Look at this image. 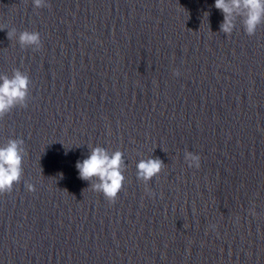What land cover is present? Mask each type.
I'll list each match as a JSON object with an SVG mask.
<instances>
[{"label": "water", "instance_id": "95a60500", "mask_svg": "<svg viewBox=\"0 0 264 264\" xmlns=\"http://www.w3.org/2000/svg\"><path fill=\"white\" fill-rule=\"evenodd\" d=\"M46 3L0 0V75L31 81L0 119V146L27 153L0 194V264H264V24L227 36L215 0ZM95 146L124 153L112 204L75 167ZM149 157L154 197L137 179Z\"/></svg>", "mask_w": 264, "mask_h": 264}, {"label": "clouds", "instance_id": "9594fccd", "mask_svg": "<svg viewBox=\"0 0 264 264\" xmlns=\"http://www.w3.org/2000/svg\"><path fill=\"white\" fill-rule=\"evenodd\" d=\"M32 3L37 9L49 6L46 0H32ZM214 7L223 14L219 29L227 36L233 33L238 19L249 37L254 36L257 29L264 24V0H215ZM7 35L12 39L16 37L17 30H8ZM18 43L21 48L31 47L33 51L42 47L40 34L36 31L20 32ZM173 75L178 76L179 72L175 70ZM30 83L29 76L19 69L13 70L11 78L0 75V119L5 118L17 106H27ZM24 144L23 139H8L4 146H0V194L11 193L13 186L21 180L23 160L27 154ZM123 157L124 153L120 150L110 153L104 147L95 146L90 148L87 158L76 162L75 167L79 178L90 182V188L102 193L112 204L117 200L125 181L123 173L126 164ZM184 161L189 168L199 169L201 166V157L187 150L184 153ZM163 166L162 160L153 157L141 159L136 164L137 179L145 184V191L150 196L154 197L155 193L147 188V184L154 177H158ZM26 188L29 192L36 190L32 183L27 182ZM249 211L251 215H256L254 206ZM209 228L214 230L216 226L209 225Z\"/></svg>", "mask_w": 264, "mask_h": 264}]
</instances>
